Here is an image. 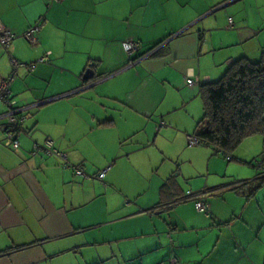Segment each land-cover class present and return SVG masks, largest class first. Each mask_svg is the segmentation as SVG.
<instances>
[{
    "label": "crops",
    "instance_id": "0c3cea01",
    "mask_svg": "<svg viewBox=\"0 0 264 264\" xmlns=\"http://www.w3.org/2000/svg\"><path fill=\"white\" fill-rule=\"evenodd\" d=\"M260 6L264 0H0V24L15 34L0 46V78L11 72L10 57L31 63L49 53L10 84L26 117L17 150L3 144L0 102V264H51L68 252L88 253V264H264V183L253 193L234 190L264 173V134L245 139L230 160L259 159L262 167L237 180L224 172L215 185L208 176L217 153L185 138L203 115L199 86L264 50ZM39 17L32 44L23 34ZM126 40L140 43L139 54L165 43L127 66ZM191 75L198 83L189 86ZM46 138L66 160L31 153ZM196 188L211 217L184 200Z\"/></svg>",
    "mask_w": 264,
    "mask_h": 264
},
{
    "label": "trees",
    "instance_id": "16d2710c",
    "mask_svg": "<svg viewBox=\"0 0 264 264\" xmlns=\"http://www.w3.org/2000/svg\"><path fill=\"white\" fill-rule=\"evenodd\" d=\"M198 94L203 115L194 133L189 134L199 138V145L229 155L230 161L245 139L264 134V50L259 59L236 58L219 79L201 84ZM261 174L255 181L243 182L234 190H245L246 186L253 193L264 183V173Z\"/></svg>",
    "mask_w": 264,
    "mask_h": 264
},
{
    "label": "built area",
    "instance_id": "2783aa9c",
    "mask_svg": "<svg viewBox=\"0 0 264 264\" xmlns=\"http://www.w3.org/2000/svg\"><path fill=\"white\" fill-rule=\"evenodd\" d=\"M62 0H49V2H60ZM42 21V17H39L38 20L32 24L23 34V37L30 43H35L36 33L40 29V23ZM229 27L232 26V18H228ZM15 34L11 32L8 28L4 27L0 24V46L2 48H6L9 46L11 41L14 39ZM165 42L153 47L152 49L139 54L140 43L134 40H126L122 43L123 50L127 56L128 63L127 66H131L136 62L146 58L153 53H155ZM48 52L42 55L40 58L36 60V62H44L48 59ZM36 62L31 63H23L18 61L16 58L10 57L11 64V72L7 77L0 78V102L4 103L6 106V122L4 124V140L3 144L5 147L11 150H17L20 146L19 136L22 132V126L25 122L24 110L25 108L19 106L15 99L11 96L10 84L14 80L17 70L21 67H27L29 70H32L35 66ZM186 83L189 86H192L198 83L197 77L191 75L186 78ZM186 142L188 146H197L200 143L199 138H197L193 134H186ZM38 151H44L48 155L56 156L62 160H66V153L60 151L54 146L53 140L51 138H46L42 144H38L36 142L33 143L31 153L35 154ZM220 153V152H219ZM225 158L230 159L229 155H226ZM260 166V163H258ZM108 168L100 171L97 174L98 179H102L105 175V172ZM74 171L76 174L83 175L82 169L75 167ZM184 200H193L194 208L203 213L206 217H210L212 214V210L210 204L204 199V193H193L190 190L186 191V197ZM169 264H178L176 258H171Z\"/></svg>",
    "mask_w": 264,
    "mask_h": 264
},
{
    "label": "rangeland",
    "instance_id": "374dc122",
    "mask_svg": "<svg viewBox=\"0 0 264 264\" xmlns=\"http://www.w3.org/2000/svg\"><path fill=\"white\" fill-rule=\"evenodd\" d=\"M259 8L264 9V6H260ZM256 10H257V8H256ZM254 59H259V56L255 57ZM198 97H199V95H198ZM198 102H199V99H198ZM191 106H193V104ZM254 136H258V135H254ZM239 146H238V148H239ZM192 147H197V146H192ZM185 153H188V151L185 150L183 154H185ZM214 156L216 158H218V160H215L214 162H216V161H218V162H216L215 165L212 167V173L213 174H211V175L208 176V178L210 179L211 185H215L218 181H220L222 179H226V177H224L222 175L224 172H227V175H230V176H228V178L231 177L230 180H233V179L237 180V179L247 178L248 175H249V171L248 170L254 171V170L260 169L262 167V166H258V163H260V165H261V161L259 159L253 160V162L251 164L252 167H251L248 164H245V163L240 162V161H237V160L227 161V159L225 158V156L222 153H217ZM204 176L205 175L198 176L197 177V182L198 183H202V184L205 183L206 182V178ZM183 189H185L184 186H183ZM200 189L201 188H196V190H192V189H188V190H190L192 192H196V191L198 192ZM261 191L264 192V189H262ZM216 192L217 191H215V193ZM199 193H204V195H205V192H199ZM215 193H214V195L209 196L208 198L211 199V198H217V197H219V194H217V193L215 194ZM225 194H227V193H225ZM204 197H206V195ZM187 203L191 205V208H192V212L193 213L194 212H198L196 209H194V201L193 200H187ZM242 204H244V203L241 202V205ZM261 205L264 206V202H261ZM210 207H211V210H212L211 204H210ZM212 212H213V210H212ZM144 213H146V212L144 211L143 214ZM198 213H201V212H198ZM162 214L165 215L166 213H162ZM212 215L213 214H211V216ZM201 216H205V215L203 213H201ZM60 258L54 260L53 263H51V264H61V263H64V264H88L89 261H90V258L88 256V253L85 254L81 258L80 255L78 256V254H77V256H75L72 252H68L67 254H65L63 256L62 259H60ZM105 264H112V261L109 260L108 262H105Z\"/></svg>",
    "mask_w": 264,
    "mask_h": 264
},
{
    "label": "water",
    "instance_id": "95a60500",
    "mask_svg": "<svg viewBox=\"0 0 264 264\" xmlns=\"http://www.w3.org/2000/svg\"><path fill=\"white\" fill-rule=\"evenodd\" d=\"M93 76H94L93 75V71L90 68L86 69L84 74H83V78L86 79V80L92 79Z\"/></svg>",
    "mask_w": 264,
    "mask_h": 264
}]
</instances>
